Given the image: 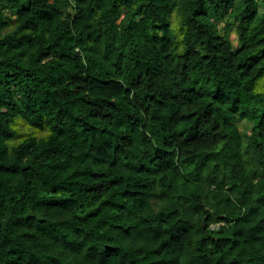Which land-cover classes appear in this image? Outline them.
I'll return each mask as SVG.
<instances>
[{"label": "trees", "instance_id": "16d2710c", "mask_svg": "<svg viewBox=\"0 0 264 264\" xmlns=\"http://www.w3.org/2000/svg\"><path fill=\"white\" fill-rule=\"evenodd\" d=\"M261 2L0 0V264H264Z\"/></svg>", "mask_w": 264, "mask_h": 264}, {"label": "rangeland", "instance_id": "374dc122", "mask_svg": "<svg viewBox=\"0 0 264 264\" xmlns=\"http://www.w3.org/2000/svg\"><path fill=\"white\" fill-rule=\"evenodd\" d=\"M261 11L264 12V2H261ZM231 38L234 39L235 38V33L231 32ZM239 126L241 127L242 131L244 133H248L250 130V123L245 121V120H238L237 121ZM22 131H25V129H27L26 126L22 125L21 126Z\"/></svg>", "mask_w": 264, "mask_h": 264}]
</instances>
